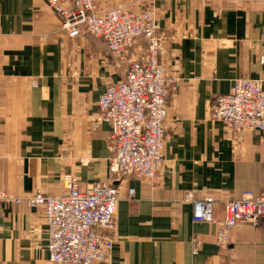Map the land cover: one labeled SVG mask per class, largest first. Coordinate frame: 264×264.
<instances>
[{
	"label": "crops",
	"instance_id": "0c3cea01",
	"mask_svg": "<svg viewBox=\"0 0 264 264\" xmlns=\"http://www.w3.org/2000/svg\"><path fill=\"white\" fill-rule=\"evenodd\" d=\"M150 1L167 38L166 73L181 80L169 99L155 186L115 181L111 129H91L101 95L124 79L143 45L115 57L91 35L69 38L45 0H0V189L21 200L0 208V264H52L43 208H29L25 198L66 196V174L80 188L111 183L120 197L116 244L94 264H264V228L240 223L222 249L216 226L194 223L191 205L182 202L186 192L213 197L221 221L227 202L264 193V133L234 134L210 119L215 98L234 80L264 79V2L94 0V7L100 13ZM193 241L200 244L196 255Z\"/></svg>",
	"mask_w": 264,
	"mask_h": 264
},
{
	"label": "built area",
	"instance_id": "2783aa9c",
	"mask_svg": "<svg viewBox=\"0 0 264 264\" xmlns=\"http://www.w3.org/2000/svg\"><path fill=\"white\" fill-rule=\"evenodd\" d=\"M69 38L84 34L100 39L107 52L125 57L138 43L140 56L130 60L124 79L106 87L91 119V129L107 124V141L112 152L109 173L115 181L136 178L155 186L163 170L165 156L164 125L172 93L180 86L176 75L164 66L166 36L158 31L154 4L129 2L96 13L94 0H45ZM230 3L264 0H226ZM258 62L264 66V54ZM210 119L221 122L231 133H264V79L238 78L230 92L217 96ZM68 194L51 197L35 192L25 198L29 208H43L47 226V250L52 264H94L108 259L117 241L116 212L120 197L111 183L87 184L80 188L71 174L61 178ZM134 197L128 189L126 198ZM19 198L0 189L2 205H18ZM182 202L192 207V221L216 226V242L225 249L232 230L240 223L264 228V193H244L224 205L223 219L213 214V197L195 198L186 192ZM199 243L193 241L192 254Z\"/></svg>",
	"mask_w": 264,
	"mask_h": 264
}]
</instances>
